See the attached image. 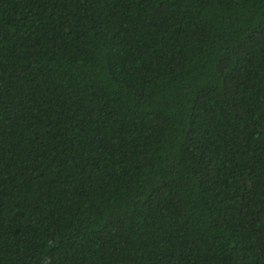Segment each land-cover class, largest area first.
Instances as JSON below:
<instances>
[{
    "label": "trees",
    "instance_id": "trees-1",
    "mask_svg": "<svg viewBox=\"0 0 264 264\" xmlns=\"http://www.w3.org/2000/svg\"><path fill=\"white\" fill-rule=\"evenodd\" d=\"M0 264H264V0H0Z\"/></svg>",
    "mask_w": 264,
    "mask_h": 264
}]
</instances>
